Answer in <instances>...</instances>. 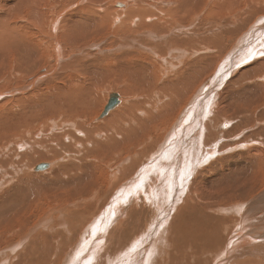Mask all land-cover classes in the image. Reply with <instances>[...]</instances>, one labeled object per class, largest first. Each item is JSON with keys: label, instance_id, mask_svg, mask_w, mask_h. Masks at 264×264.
I'll list each match as a JSON object with an SVG mask.
<instances>
[{"label": "bare ground", "instance_id": "1", "mask_svg": "<svg viewBox=\"0 0 264 264\" xmlns=\"http://www.w3.org/2000/svg\"><path fill=\"white\" fill-rule=\"evenodd\" d=\"M136 1L111 0L109 4L106 0H0V122L3 120L7 126L0 127V176L4 179L15 172L12 177L18 183L12 182L15 186L11 190L21 188L24 180L50 184L52 189H42V201L37 206L35 202L21 206V200L15 199V206L8 203L1 207L0 264H210L212 257L222 254L225 245L236 237L246 238L241 246L231 244L232 248L236 244L237 253L242 249L249 253V245L264 238V225L260 224L264 215L258 217L264 214V188L260 191L264 180L257 175L259 170L264 171V161L254 158L255 148L220 161L216 159L219 156L215 148L202 152V147L211 141L209 136L216 114L210 105L218 95L217 112L234 115L249 111L248 115L251 114L250 120L247 115L224 119L217 128L219 134L238 132L248 123L250 128L261 125L262 132L256 134L264 138V109H260L264 105V16L255 20L251 31L220 67L213 79L218 82L208 91L199 88L197 97L182 114L189 95L201 77L216 68L219 57L200 55L195 61L186 62L174 80L158 86L172 98L159 109L158 105L146 102L140 92L144 87H151L153 80L150 58L138 53L143 50L155 55L141 40L188 49H195L196 44L220 49L226 32L215 34V27L222 24V18L235 22L232 13L250 8L240 15L245 18L242 25L231 33L237 34L251 19L263 13L264 0H151L150 8L138 6ZM114 2L121 10H130L111 37L105 18L112 15L115 20L114 13H119L112 7ZM144 16H150L153 22L145 24ZM134 17L140 18L136 28L130 26L136 25L132 22ZM210 20H216L217 24L209 25ZM175 33L176 36L166 41L165 35ZM194 34L199 35L197 40L185 38ZM94 40L104 47L91 44ZM80 46H86L89 55L95 58L82 63L87 55L77 49ZM107 50L111 51L104 58L96 56ZM257 56L261 59L253 61ZM185 57L184 49H176L175 58ZM157 58L163 60L160 56ZM246 63L248 68L241 69ZM47 64L50 71L46 70ZM62 66L68 74L59 83L43 87L51 77L59 76ZM176 69L177 66L168 65L169 72ZM41 70L44 72L38 76ZM114 74L128 76L132 84L119 82L105 86V92L111 91L96 101L95 89L106 75ZM52 87L55 88L53 100L46 105L39 103V95ZM65 87L68 89L64 90ZM235 93L248 95L242 99L244 106H232ZM113 94L119 95V104L101 117ZM87 95L92 101H79ZM124 97L128 103H124ZM95 104L99 106L97 111H94ZM45 108L46 112L40 114ZM48 110L53 113L48 114V120L44 119L47 123L43 129H51L53 134L50 132L45 139L47 131H36L34 123L41 124L38 120ZM178 114L179 120L171 134L162 138L159 133L154 135L157 125ZM29 137H33L32 141ZM42 138L45 145L39 152ZM56 149L61 150L66 164L55 166L47 160ZM143 152L149 157L155 152V156L147 159L135 176ZM38 156L43 159L40 164H49L40 173L35 171L37 162L34 166L31 164L32 170L29 165ZM211 158L215 161H209ZM208 161L211 163L206 165ZM69 164H79L76 169L81 172L80 181L91 179L97 173L110 177V186L114 185L108 190L110 196L116 197L108 205V197L100 198V190L95 185L77 189L74 182L77 170L68 169ZM119 169L121 174L117 177ZM30 172L40 174L38 180ZM194 172L197 175L191 180ZM43 173L50 175L46 177ZM123 173L127 174L124 178ZM234 173H239L235 178L247 176L248 179L220 188V181ZM4 185L0 182V188ZM63 187L62 192L57 191ZM46 194L57 204L61 200V205L50 206ZM5 199L6 196L0 205ZM176 202L180 204L174 207ZM41 205L43 209L37 212ZM106 206L107 211L98 222L84 231ZM173 210L171 222L167 220L162 226L158 215L165 217ZM257 217L260 221H256ZM237 219L241 230L237 232L232 227L237 233L232 237L234 240L227 238L226 241V234ZM112 224L113 228L106 234V228ZM158 230L160 236L153 242ZM83 231L86 235L81 238ZM72 237L80 242L69 248L67 244L73 242ZM105 241L116 246L106 252L109 245L101 247ZM263 249L253 246L258 254ZM246 253L238 257L242 260ZM258 258L262 260V256Z\"/></svg>", "mask_w": 264, "mask_h": 264}, {"label": "rangeland", "instance_id": "2", "mask_svg": "<svg viewBox=\"0 0 264 264\" xmlns=\"http://www.w3.org/2000/svg\"><path fill=\"white\" fill-rule=\"evenodd\" d=\"M106 1L109 4L111 3V0H106ZM136 2L138 3V6L140 5L142 7L150 8L148 4L151 3L152 1L151 0H146V2L143 3L144 0H138ZM112 7L115 8V9H117V11L119 12V13H114V16H115V20L117 18H119L120 19V22L116 23L115 20H113L112 15H109V16H107L105 18V21L107 22V29L109 30L111 37H113V35H114V33H115L118 25L119 24H122L124 18L128 14V11L130 10V8L128 10H121V8L115 6V2L112 4ZM249 10H250V8H247L246 10L234 12V13H232V15H234V17L236 18V21L235 22H230V21H228L227 18H222L223 19L222 24L220 26H218V27H215V34H219L220 31L226 32L225 35H224V38H223V46L220 49L217 48V47H214V46H208L207 47V46L200 45V44H196V48L195 49H188L187 46L163 45L162 43H160L158 41L156 42L158 44H156V43L153 44V43H151V42H149L147 40H141L140 42H141L142 45L150 47V49H152L153 52L155 53V55H151L147 51L138 50V53L147 55L150 58L148 60V62L150 64H152V73L151 74H152L153 83H152L151 87H149V88L144 87V90H142V91L139 90L140 92L143 93V95H144V97L146 99V102L150 103V105H153V106L158 105V108L160 109V106L162 105V103L171 101L172 98L168 95V93H164V92L160 91L158 86L161 87L167 81L174 80L175 77H176L177 72L178 71H181V70H183L185 68L186 62L191 63V62L195 61L200 55H203V54L216 55V56L219 57V60L217 61L216 68L214 70H212L209 74H206V75H204V76L201 77L200 82L194 88V90L192 91V93L189 95L186 103H184V105H183V107L181 109V114L186 110V108L192 102V100H194V98L197 97L198 92H199L198 91L199 88H202L203 90L206 89L208 91L213 84H216L218 82V80H213V79L215 78V76H216L217 72L219 71L220 67L228 61V59H229L230 55L232 54V52L237 48V46L242 41V39L251 31V29L253 28L252 26H253L255 20L258 17H260V16H264V11H263V13L261 15L255 17L253 20L251 19V21L239 33H237V34H231L233 31H236L238 29V27H240L242 25V22L245 19L244 17H240V15L243 14L245 11H249ZM151 16H152L153 19L155 18L154 15H151ZM149 17L150 16H144V17H142V20H143V22L145 24H150V23L153 22V20H151ZM139 20H140L139 17H134L132 19V22L134 21V23L136 25L134 26V24L132 23V24H130V26L132 28H136ZM115 23H116V25H115V27L113 29L112 27H113V24H115ZM208 24L211 25V26H213V25L215 26L217 24V21L216 20H210L208 22ZM144 31H153V30L152 29H146ZM176 34L177 33L172 34V35H165L166 41H168L171 37L176 36ZM189 37L190 38H194L195 40H197L199 38V35H197V34H194V35H191V36L186 35L185 38H189ZM91 44H96L99 47H104V44L101 43V42H99V41H97V40H94L93 42H91ZM77 49L79 51H81V53L87 55V57L85 58V60H83L82 63L87 62V61L95 58V56L89 55V53H88V51L86 49V46H80V47H77ZM176 49H184L186 51V57L183 58L182 60H179V59L175 58V56H176ZM109 51H111V50H107V51H105V53H103V54H97L96 56H98L100 58H104L105 55H106V53L109 52ZM158 56L162 57L163 60H159L157 58ZM258 59L260 60L261 57L260 56H257L256 58L253 59V61H256ZM42 63H45V61H42ZM169 64L177 66V69L175 70V72L172 73V72H169L168 71V65ZM77 67H80V65H78ZM240 68L241 69L242 68L247 69L248 68V63H246L245 65H243V67H240ZM46 70H49V71L51 70V67L48 64L46 66ZM42 72H44V70H41L38 76H40ZM66 74H68V71H66L65 68L62 66L61 69L59 70V73H58L59 76L58 77H51V79H49L43 85V87L44 86H47V85H53V83H59L61 81V79L64 77V75H66ZM79 79H80V77L77 78L76 80H74V82H77ZM257 79H258V77H257ZM259 80L261 81L262 79H259ZM119 82H124V83H130V84H132L130 82V79H129L128 76H122L120 74L106 75L105 78L103 79L101 85L95 89V91H96V93L98 95V98H97L96 101H101L104 98V96L107 97L108 93L111 91L110 90V91L105 92L104 89H103V87H105V86H114V85H117ZM54 89L55 88L52 87V89H49V90L45 91L44 93H41L39 95V103L42 102L44 105H46L47 103L50 102V100H53V97H54L53 90ZM67 89L68 88H66V87L64 88V90H67ZM218 89H220V88H218ZM52 93H53V95L51 97V94ZM60 93H62V91H59V94ZM246 96H248V95L247 94H244V93H235L234 94V99L235 100L231 103L232 106L234 108L237 107V105L244 106L243 103H242V99L244 97H246ZM137 99H138V96H137ZM79 101H82L83 103H86V102L92 101V100H91L90 95H87L85 97H81L79 99ZM124 103H128L126 101L125 97H124ZM219 103H220V99H219V95H218V97L216 98V101L214 100L212 102V104L210 105V109L211 110L213 109L212 112L216 114V121H215V123H214V125H213V127L211 129V132H210V135L211 136H209L211 141H210V143H209V145L207 147H206V145H204L202 147V149H203L202 152L203 153H206L208 149L215 148V152L219 156L216 159H217V161H220V160L225 159L227 157H231V156H233L234 154H236L238 152H242V151H246V150L255 148V150L253 151L254 158L256 157V159H258L260 161H264V138H263V136L261 138H258V134H256V133L262 132L261 125H259L257 127H253L250 124L251 125V128H250L249 125H248V123H247L240 130H238V132H231V133L226 134V135H224L223 133L222 134H219L217 128L220 126V123H222V121L224 119H226V118H236V117H240L241 118L242 116L247 115L248 120L251 119V114L248 115V112L249 111H243L244 114H238V113H236L234 115H232L230 113L217 112L216 110L218 108V104ZM96 105H97V107H96ZM94 106L97 109H95ZM94 106L92 108H94V111H97L98 108H99L98 104H95ZM213 106H214V108H213ZM36 107H38V106H34V108H36ZM260 109H264V105L261 106ZM91 111L94 112L93 110H91ZM42 112L43 113L46 112V108L43 109L40 112V114ZM52 113H53V110H48V112L46 113V115L42 117L43 119L41 118V119H39L40 121L38 120V122L39 123L41 122V124H38L37 122L34 123L35 124V127H36V131L39 130V129L42 130L44 128V125H46V123H47L46 121L48 120L49 116ZM76 113H79V111L76 112ZM48 114H49V116H48ZM29 115H30V113H29ZM29 115H28V118H29ZM46 116H48V117H46ZM107 117L108 116H106L105 118H107ZM94 118H96V117H94ZM94 118H91V120H94ZM44 119H47V120H44ZM101 120H103V119H101ZM178 120H179V114L178 115H175V116L174 115H170L167 119H165L164 121H162L161 125H157L158 127H157V130H154V135L157 136L158 133H159L158 136H160L162 138V137H164L165 134L166 135L171 134V132L173 131V129L176 128V124H177ZM230 121H232V120H230ZM43 122L45 124H43ZM232 123L235 124V122H233V121H232ZM36 124L41 125L42 127L40 126L41 127L40 128L39 126H36ZM0 127H7L4 124V121L3 120L0 122ZM37 127H38V129H37ZM44 130H46V129H43L42 131H44ZM46 131L47 132L44 133L45 136L43 137L45 139H46V136L53 134L52 131H51V129H47ZM50 132H51V134H49ZM254 136H256L257 138H253ZM75 137H76V134H75ZM29 138H31V140L30 139H28V140L29 141H32V138L33 137H29ZM43 138L40 141L38 140L40 142V145H39V148H38V151L39 152L44 149V146L43 145H45L44 144V140L45 139L43 140ZM48 140H50V139H48ZM163 141H164V139H163ZM157 151H159V149ZM157 151H156V153H157ZM60 152H61V150L56 149L55 152L52 155H50V158H47V160H51L52 162H54L55 163V166H57L58 163H64V164H66L67 163V160H65L64 155H62V153H60ZM44 154H45V152H44ZM119 154H121V153L119 152ZM153 154L150 157L148 156V154L146 152H143L141 154V156H140V158H141V164H140L139 169L135 172V176L141 170V168H142L143 164L145 163V161L147 159H150L152 156H155V152ZM35 156H37V155H35ZM32 157L33 156H31L29 158H32ZM36 159H38V160H36ZM41 160H43V159H41V157L39 158V156H38V158L37 157L33 158V162H30V164H29L30 167H31V164H32V166H34L36 164V162H37V164H40ZM209 161H215V158H211V160H209ZM209 161L206 163V165H208V163L209 164L211 163ZM43 162H47V161L45 160ZM78 166H79V164H71V165L69 164V166H68L69 168L68 169L73 170V172H74V169H76V167H78ZM30 169L32 170V167ZM223 170L220 171L221 174H223ZM9 172L11 173V171H9ZM33 172H30V175L31 176H35L36 175L35 176L36 179L40 177V176H38L40 174H35ZM242 172L243 171H241L239 173H242ZM10 173H8V174H10ZM14 173H12L9 176L6 175L7 178L5 177L4 179H2L3 177L0 176V182L5 184L2 188H0V202L6 196V199H5L6 201H4L2 203V205H0V210L2 209L1 208L2 206H5V204L7 205L8 203H9V206L12 203L15 206L16 205L15 202H14L15 199L21 200V202H22V204L20 203L21 206L24 205L26 202L27 203L35 202V206H37L38 203H40L42 201L41 200V198L43 197V190L42 189L44 188V189L52 190L50 184H43V183H41L39 181H38V183H35V181H32V180H28V181H25L24 180L23 183H22L23 186L21 188L15 189V190H11L15 186V184H13V183L14 182L16 184L18 183V182H16L17 180H15L14 176L12 177V175ZM38 173H40V172L38 171ZM239 173H234L231 176H229L228 178L224 177L220 181L221 183L220 184L218 183L219 184V187L220 188H222V187H224V188L225 187H230V186H232L233 183H235V184L238 183L239 184V182L240 183L241 182H244L246 178L248 179L247 176H245V177L238 176V177L235 178V176L237 174H239ZM43 174H45L46 177H48V175H50L49 173L48 174L43 173ZM120 174H121V171L119 169V171L116 174L117 177H119ZM193 174L194 175L191 176V180H194V178L197 175V174H195V172ZM45 175H43L41 177L42 178H45ZM80 175H81V172L79 170H77V173H75V175H74L75 187L77 189L84 190L88 184L95 185L98 188V190H100V198H102L103 195L108 197V199H109L108 200V205L113 200V198L116 197V195H114V197L113 196H110V193H109L110 190H108V188L109 189H112L111 187L114 185L113 184V185L110 186V177H107V176L104 177L102 174L99 175L97 173L91 179H89L87 177L86 180L80 181L79 180V176ZM126 175H127L126 173H123L122 174V178H124ZM257 175L261 176V178H262L261 180H264V171L263 170H259V172H258ZM221 176H223V175H221ZM233 178H234V180H233ZM242 178H243V181H242ZM5 179H6L7 182L5 181ZM9 179H11V180H9ZM202 180H200V181L202 182ZM8 181H10V182H8ZM48 182H50V180H48ZM11 185H12V187H11ZM243 185L244 184L242 183L241 186H240V188H242ZM8 187H10V188L8 189ZM204 188H209V187L206 186ZM262 188H264V183H263V186L260 187V191L263 190ZM41 190H42V192L40 193ZM60 190H57V191L58 192H62L64 190V187L61 188ZM1 193H3L4 195L1 194ZM41 194H42V196H41ZM40 196H41V198H40ZM196 197H198V196H196ZM38 198H40V199H38ZM198 198H200V197H198ZM37 199L40 200V201H38ZM45 199H46L47 203L50 204V206H54V205L57 204V202L55 200L54 201L50 200V196L48 194L45 195ZM61 203L62 202L60 200L58 202V204L61 205ZM142 203H143V200H142ZM178 203L180 204V202H176V203H174L173 206L174 207L177 206ZM20 204L18 206L19 208H21L20 207ZM42 205L44 207V203H42ZM42 205L37 208V212H39L41 210V208L43 209ZM218 205H222V203H220ZM69 206L71 207V204ZM107 206H106V208L104 207L105 209H103L102 211H100L98 213V215L94 219H92L90 221L91 223L86 226V228L84 229V231L89 230L91 227H93L94 223H97L98 222L100 216L107 211L106 210L107 209ZM174 210L171 211L169 215L166 214L165 217H164V214H163V216L162 215H158V220H159V222L161 221L160 224L162 226H163V223H165V221H167V220L171 222V220L174 217V216H172L174 214V212H175ZM35 213H36V211H35ZM55 214H58L59 215L58 212L55 213ZM156 214H158V213H156ZM261 215H264V214H260V215H258V217L259 218H262ZM162 218H163V220H161ZM259 218H258V220L256 219V221H260ZM237 221H238V219L235 220V222H237ZM170 222H169V225H170ZM240 223L241 222H239V223L237 222V223H234V224L231 225L230 229L228 230V232L226 234L227 237H225V240L226 241H227V238H228V240L230 238L233 239L235 237L236 233L241 230L240 227L237 225V224H240ZM260 224L261 225H264V220L260 221ZM169 225H168L167 228H169ZM113 226H114V224L110 225L109 228H106V231H107L106 234L110 232V230L113 228ZM130 226H131V224H130ZM135 226L137 227V224H135ZM235 226H237V228ZM175 227H178V225L176 224ZM232 227H234L237 232L234 231V229ZM158 229H160V228H158ZM232 230H233V232H232ZM84 231L82 232L83 235H82L81 238H84L85 235H86ZM229 231H230V233H229ZM251 231L252 230H250V232ZM141 232H144V231L142 230ZM158 235L160 236L159 230L157 232L156 238L152 240L153 242L159 238ZM244 238L245 237H241V236L236 237V238H234L235 241H233V242L237 243V245L239 243V245L241 246L242 245V242H244V240H246V238L245 239ZM72 240H73L72 243H68L67 244V246L69 248H73L74 246H77L78 243L80 242V241H77L76 239H74L73 237H72ZM256 240L257 241L254 242L255 245H253V244H250L249 245V247H250L251 250L249 251V253L247 252L248 254L243 249L240 250L241 251L240 253H237L235 251L238 248V247L236 248V244L234 245L235 247L233 246L234 248H236V249H234V248H232V245H231L233 242L231 244L229 242L228 244L225 245L227 247L224 248V252L222 253L223 256H222V254H219V255L214 256V258L212 257V259H211L212 262L210 261V264H230V263H232V264H242L243 261H245L247 264H264V256H263L264 255V249H263L264 248V245L261 246L262 243L264 244V242H261V241H264V238L263 239H256ZM107 246H108V248L106 249V252H109L110 249H112L114 246H116V243L114 244L113 242H111L109 244L107 241H105V243H102V246L101 247H105L106 248ZM253 246L262 247V249H263V250H261L262 252H260V254L254 252L253 251ZM244 253H246V254L244 256H242V258L245 257V258L242 259L243 260L242 261L241 258H239L240 257L239 254L243 255ZM259 255L262 256V260H260V261L258 260L259 259L258 257H260Z\"/></svg>", "mask_w": 264, "mask_h": 264}, {"label": "water", "instance_id": "3", "mask_svg": "<svg viewBox=\"0 0 264 264\" xmlns=\"http://www.w3.org/2000/svg\"><path fill=\"white\" fill-rule=\"evenodd\" d=\"M118 104H119V95L118 94L111 95V98H110L107 106L105 107L104 111L102 112L101 117H104L109 111H111L113 108H115V106ZM48 167H49V164L41 163L35 167V171H42V170L47 169Z\"/></svg>", "mask_w": 264, "mask_h": 264}]
</instances>
